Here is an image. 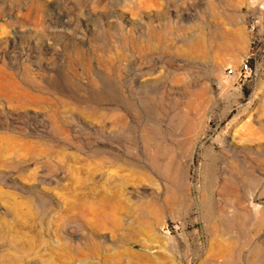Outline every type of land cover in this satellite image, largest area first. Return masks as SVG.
<instances>
[{"label":"rangeland","instance_id":"obj_1","mask_svg":"<svg viewBox=\"0 0 264 264\" xmlns=\"http://www.w3.org/2000/svg\"><path fill=\"white\" fill-rule=\"evenodd\" d=\"M0 264H264V0H0Z\"/></svg>","mask_w":264,"mask_h":264},{"label":"bare ground","instance_id":"obj_2","mask_svg":"<svg viewBox=\"0 0 264 264\" xmlns=\"http://www.w3.org/2000/svg\"><path fill=\"white\" fill-rule=\"evenodd\" d=\"M162 152H163V150H161V149H160V150H158V153H162Z\"/></svg>","mask_w":264,"mask_h":264}]
</instances>
